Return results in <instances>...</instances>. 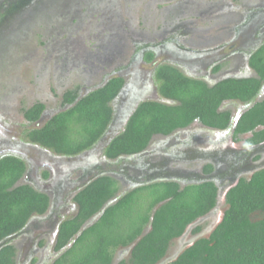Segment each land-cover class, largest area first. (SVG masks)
Masks as SVG:
<instances>
[{"label":"trees","instance_id":"obj_1","mask_svg":"<svg viewBox=\"0 0 264 264\" xmlns=\"http://www.w3.org/2000/svg\"><path fill=\"white\" fill-rule=\"evenodd\" d=\"M257 76L227 78L214 86L186 76L169 67L160 70V89L177 103L143 101L131 115L125 129L113 137L105 154L109 158L143 151L153 135L169 134L198 119L209 126H225L229 114L220 111L225 97H239L252 103L239 120L237 131H252L264 140V99L255 100L264 85V44L251 55ZM124 80L113 77L104 85L80 95L68 89L64 105L42 126L26 132L29 140L65 155L91 148L111 123L117 96ZM45 104L37 102L25 109L30 122L40 119ZM258 126H262L257 129ZM26 171V162L17 155L0 157V264H15L17 248L10 236L23 229L30 218L45 213L50 205L46 192L31 184H17ZM118 180L101 175L75 197L78 211L59 225L51 264H156L199 217L218 203V186L207 180L184 187L177 181H161L119 193ZM98 220L77 233L111 199ZM163 202L157 209L155 207ZM224 217L208 237L197 239L176 260L168 264H264V168L251 178H242L227 193ZM147 230V231H146ZM201 226L193 229L194 233ZM141 237L127 259L115 262V251Z\"/></svg>","mask_w":264,"mask_h":264},{"label":"flooded vegetation","instance_id":"obj_2","mask_svg":"<svg viewBox=\"0 0 264 264\" xmlns=\"http://www.w3.org/2000/svg\"><path fill=\"white\" fill-rule=\"evenodd\" d=\"M4 1L0 6V25L25 2ZM219 1L213 0L212 4ZM89 3L86 4L90 6ZM230 3L228 5L232 9L222 12L226 15L214 17L211 26L203 27L198 18L184 20V8L189 9L188 6L166 1L164 8L176 9L175 16L163 17L161 28L158 29L156 25L151 33L140 31L130 38L128 34L125 39L116 33L117 27L110 28L104 22L103 15H107L108 10L100 11L102 16L97 20L98 31L89 36L91 52L99 50L91 54L95 66L90 69V76L87 75L89 78L85 89L78 90L80 95H84L113 77L123 78V86L111 102L113 117L104 135L91 148L70 156L31 140L22 142L28 147L26 151L37 150L41 156L38 162L24 152L11 154L0 150V157L17 155L26 162V171L17 184H31L50 197V205L45 213L32 216L23 229L10 236V242L17 248L15 264L31 263L35 253H40L38 264L53 262L58 253L55 245L60 223L77 213L76 195L101 175L108 174L118 180V194L154 182L172 180L184 187L212 180L218 186V203L212 209L214 214L220 202L226 201L227 193L233 186L242 178H251L260 167L264 168V140L254 138L252 131L236 130L243 113L252 105L247 99L239 97H225L218 107L229 114L225 126H209L196 119L169 134L153 135L149 145L141 152L114 158L105 154L109 141L125 129L141 102L177 103V99L162 93L160 70L172 67L209 86L227 78L257 76L251 65V55L264 44V0H231ZM224 8L227 6L221 9ZM178 12L180 15L176 16ZM112 21L114 26L115 17ZM2 28L0 26V30ZM105 28H110L108 30L112 32H107ZM123 40L131 41L125 44L124 50ZM64 94L61 100L63 106L48 111L45 105L37 122H30L26 118L29 129L42 126L53 115L69 107V104L64 105ZM263 99L264 85L255 100ZM14 148L23 150L19 146ZM67 158L72 163L60 168L58 163ZM211 174L213 177L209 178ZM57 179L60 185L53 186L51 183ZM35 219L39 220L37 224ZM46 236L48 241L43 242L42 238ZM184 240L185 237H182V242ZM47 247L52 252L44 262L45 253L41 251ZM129 248L120 247V251L131 254ZM37 261L34 260V263Z\"/></svg>","mask_w":264,"mask_h":264},{"label":"rangeland","instance_id":"obj_3","mask_svg":"<svg viewBox=\"0 0 264 264\" xmlns=\"http://www.w3.org/2000/svg\"><path fill=\"white\" fill-rule=\"evenodd\" d=\"M166 1L169 0H23L24 6L21 5L18 11L8 15L5 23L0 25L3 27L0 30V150L11 154L24 152L36 162L41 161L36 149L26 151L28 147L22 144L29 141L25 132L29 127L24 110L36 102H43L48 111H54L60 107L66 90L85 89L90 69L95 66L91 54L99 51L96 49L91 52L89 36L98 31L97 20L102 16L100 11L108 10L109 13L103 15L104 22L110 28L117 27L116 33L125 39L128 34L130 38L140 31L151 33L156 25L158 29L161 28L163 17L175 16L176 9L172 11L164 8ZM172 1L189 7L184 8V20L198 18L203 27L211 26L214 17L224 16V11L232 9L228 5L231 0H220L216 4H212L213 0ZM4 2L0 0V6ZM224 5L227 8L221 9ZM179 15L178 12L176 16ZM113 17L116 19L114 26ZM110 28L105 30L112 32L108 30ZM124 41L122 50L125 44L131 43ZM16 146L23 150H16ZM71 163L67 158L58 164L63 168ZM51 184L60 185V181L57 179ZM220 203L218 210L199 224L201 230L194 233L195 226L185 237V242L199 234L205 237L209 233L214 220L219 219L228 207L226 201ZM38 221L35 219V224ZM42 241H48V237L42 238ZM182 243L181 238L174 239L168 255L175 254ZM43 249L41 253H45L46 262L52 249ZM120 250L118 248L115 251V262L130 256L129 252ZM33 258L29 264H38L40 253H35ZM34 260H38L37 263Z\"/></svg>","mask_w":264,"mask_h":264},{"label":"water","instance_id":"obj_4","mask_svg":"<svg viewBox=\"0 0 264 264\" xmlns=\"http://www.w3.org/2000/svg\"><path fill=\"white\" fill-rule=\"evenodd\" d=\"M122 97V96H121ZM258 101V100H257ZM263 167V166H262ZM262 167H260L259 169H262ZM209 178H212L213 177V175L211 174V175H209L208 176ZM223 196H225V194L223 195ZM116 202V198H113V199H111L109 202H107L104 206H103V208H102V210L100 211V212H98L97 214H95L93 217H91L84 225H83V227H82V229L77 233V236L78 235H80L81 234V232H82V230L83 229H85L86 227H88V226H90V225H92L93 223H95L97 220H98V218L102 215V213L105 211V209L109 206V205H111V204H113V203H115ZM163 204V202H161V203H159L156 207H155V209H157L160 205H162ZM213 215V210H211L210 212H208L207 214H205V215H203V216H201V217H199L197 220H195L194 222H192L188 227H187V229L185 230V232L181 235V236H179V237H177V238H181L182 239V237H186L190 232H191V230L195 227V226H197V225H199L200 223H202L204 220H206V219H208L209 217H211ZM223 217H224V213L221 215V217H219V219H217L214 223H212V226L209 228V233L205 236V237H208L210 234H211V232L217 227V225L222 221V219H223ZM147 231V230H146ZM201 237H204V235H202V234H199V235H197L196 237H194L193 239H191V240H189V241H186V242H183L182 243V246L180 247V249L175 253V254H173V255H168V253L159 261V262H157L156 264H168V263H170V262H172V261H174V260H176L177 258H178V256L187 248V247H189V246H191L197 239H199V238H201ZM141 237H139L134 243H132L129 247V249H131L132 250V248L134 247V245L137 243V241L140 239ZM7 242V240H4L3 242H1L0 243V247L4 244V243H6ZM73 244V241L72 242H70L67 246H65L60 252H58L57 253V255H59L60 253H63L65 250H67L71 245Z\"/></svg>","mask_w":264,"mask_h":264}]
</instances>
